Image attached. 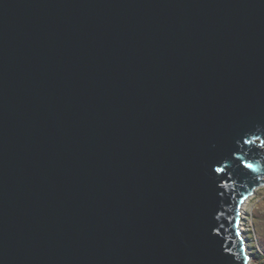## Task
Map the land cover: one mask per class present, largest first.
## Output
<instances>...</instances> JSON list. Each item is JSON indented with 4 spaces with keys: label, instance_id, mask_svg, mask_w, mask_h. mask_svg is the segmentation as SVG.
<instances>
[{
    "label": "water",
    "instance_id": "1",
    "mask_svg": "<svg viewBox=\"0 0 264 264\" xmlns=\"http://www.w3.org/2000/svg\"><path fill=\"white\" fill-rule=\"evenodd\" d=\"M260 139L264 0H0V264H250Z\"/></svg>",
    "mask_w": 264,
    "mask_h": 264
},
{
    "label": "rangeland",
    "instance_id": "2",
    "mask_svg": "<svg viewBox=\"0 0 264 264\" xmlns=\"http://www.w3.org/2000/svg\"><path fill=\"white\" fill-rule=\"evenodd\" d=\"M243 230L250 250V264H264V186L256 189L245 207Z\"/></svg>",
    "mask_w": 264,
    "mask_h": 264
},
{
    "label": "snow or ice",
    "instance_id": "3",
    "mask_svg": "<svg viewBox=\"0 0 264 264\" xmlns=\"http://www.w3.org/2000/svg\"><path fill=\"white\" fill-rule=\"evenodd\" d=\"M258 139H259L258 137H254L252 140H245L244 143L245 144H252V143H254L255 140H258ZM259 147L264 148V139L259 140ZM242 163H243L244 167H246L248 169H253V165L251 163H247L246 161H244ZM215 171L219 173V172H223L224 169L218 167L215 169ZM241 203H243V201H241ZM247 259H250V257L245 256V260H247Z\"/></svg>",
    "mask_w": 264,
    "mask_h": 264
},
{
    "label": "bare ground",
    "instance_id": "4",
    "mask_svg": "<svg viewBox=\"0 0 264 264\" xmlns=\"http://www.w3.org/2000/svg\"><path fill=\"white\" fill-rule=\"evenodd\" d=\"M248 202V201H247ZM247 204V203H246ZM245 207H246V205H245ZM245 207H244V210H245ZM244 213H245V211H244ZM244 225V224H243ZM243 228H244V226H243Z\"/></svg>",
    "mask_w": 264,
    "mask_h": 264
}]
</instances>
